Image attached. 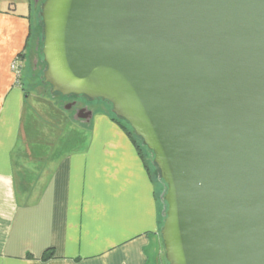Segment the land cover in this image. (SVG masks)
I'll use <instances>...</instances> for the list:
<instances>
[{"label":"water","instance_id":"water-1","mask_svg":"<svg viewBox=\"0 0 264 264\" xmlns=\"http://www.w3.org/2000/svg\"><path fill=\"white\" fill-rule=\"evenodd\" d=\"M39 14L51 93L107 102L152 152L168 264H264V0H44Z\"/></svg>","mask_w":264,"mask_h":264},{"label":"crops","instance_id":"crops-1","mask_svg":"<svg viewBox=\"0 0 264 264\" xmlns=\"http://www.w3.org/2000/svg\"><path fill=\"white\" fill-rule=\"evenodd\" d=\"M31 27L0 9V264H168L157 184L125 127L17 80Z\"/></svg>","mask_w":264,"mask_h":264},{"label":"rangeland","instance_id":"rangeland-1","mask_svg":"<svg viewBox=\"0 0 264 264\" xmlns=\"http://www.w3.org/2000/svg\"><path fill=\"white\" fill-rule=\"evenodd\" d=\"M32 1L33 0H0V9L7 10L10 7L14 10H18V12H24V13L30 14L32 13L31 12V5L33 4ZM31 18H32L31 35L29 38L26 63H25V67L23 70V75H22L21 80H22V83H24L27 88L32 89L33 82H34L33 75H32V67H33L32 61L36 57V55L38 56V54L34 52V47H35L37 39L40 40V46L41 47L43 46V26L41 23V17L38 14H31ZM39 59H40V56H39ZM35 91L36 93H38L39 91V94L43 92L41 91L40 88H38ZM40 95H44V96H47L46 98L53 99L50 95L45 94V93L40 94ZM61 97L62 96L58 95V97H56L55 99L59 100L61 99ZM103 105L105 106L106 111H110L112 113L111 106L109 104L106 103ZM97 106H101V105H97ZM151 171L153 173V177L157 184L159 200L161 202V212H162L164 208V201L162 199V194L164 193L166 187L163 181L160 180L159 170L156 168V166L152 165V163H151ZM163 218L164 216L162 215V224H163Z\"/></svg>","mask_w":264,"mask_h":264},{"label":"flooded vegetation","instance_id":"flooded-vegetation-1","mask_svg":"<svg viewBox=\"0 0 264 264\" xmlns=\"http://www.w3.org/2000/svg\"><path fill=\"white\" fill-rule=\"evenodd\" d=\"M44 0H33L32 5H31V14H38L40 16V8L41 4ZM34 52L38 54L36 57L33 59V67H32V75H33V83L34 84H39L38 82L36 83L37 79H42V75H39L41 71L44 70V60H43V55H42V47L40 46V40L37 39L35 47H34ZM40 56V59H39ZM42 83L43 79H42ZM40 83L39 87L40 89H43L44 87H47L45 84L43 85ZM45 89V88H44ZM63 107L66 108L67 106H70L69 110L72 113L74 117L78 116H85L88 117L91 112L94 111V107L96 105H102L104 108L105 106L103 104H106L107 102L105 101H90L86 97H78V96H62L61 99ZM108 104V103H107Z\"/></svg>","mask_w":264,"mask_h":264},{"label":"trees","instance_id":"trees-1","mask_svg":"<svg viewBox=\"0 0 264 264\" xmlns=\"http://www.w3.org/2000/svg\"><path fill=\"white\" fill-rule=\"evenodd\" d=\"M30 35H31V32H30V34H29V38H30ZM28 44H29V43H28ZM28 44H27V46H28ZM19 55H20V56H23L24 58L26 57V54L24 53V51L21 52V53H19ZM44 64H45V62H44ZM45 67H46V64H45V66H44V69H45ZM39 75H42V79H43V82H44L43 71H41V72L39 73ZM42 79H41V77H40V79H37L36 83L38 82L39 84H34V83H33V87H34L36 90L39 88V87L37 88V86H39L40 83H42ZM42 84L44 85L45 83H42ZM45 85H46L47 87H44L45 89H44V88L41 89V91H43L42 93L48 94V95H50L52 98H56V97H58V95H60V94H52L51 91H50V89H51L50 86H49L48 84H45ZM60 96H62V95H60ZM99 101H100V100H99ZM107 113L110 114L112 117H114V119L117 120L119 123H121V124L123 125V127H125V129L128 131V133L131 135L132 139L137 143L139 150L141 151L142 155H143L144 158H145V162H146V164H147V167H148V169L151 171V163H152V165L156 166V165L154 164V162H153V154H152V152L149 151L148 148L143 144L142 139L135 135L134 131L132 130V128L130 127V125H128L127 122H125V121L122 120V119H119L118 117H116V116L114 115V113H111L110 111H107ZM156 168H157V167H156ZM151 174H153L152 171H151ZM163 221H164V218H163Z\"/></svg>","mask_w":264,"mask_h":264},{"label":"built area","instance_id":"built-area-1","mask_svg":"<svg viewBox=\"0 0 264 264\" xmlns=\"http://www.w3.org/2000/svg\"><path fill=\"white\" fill-rule=\"evenodd\" d=\"M24 67L25 58L23 56L18 55L12 62V69L15 72L18 81H20V79L22 78Z\"/></svg>","mask_w":264,"mask_h":264}]
</instances>
